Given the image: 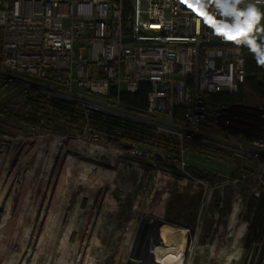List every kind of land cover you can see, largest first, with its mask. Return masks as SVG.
I'll list each match as a JSON object with an SVG mask.
<instances>
[{"label":"rangeland","instance_id":"374dc122","mask_svg":"<svg viewBox=\"0 0 264 264\" xmlns=\"http://www.w3.org/2000/svg\"><path fill=\"white\" fill-rule=\"evenodd\" d=\"M61 96L0 71V264H126L143 215L174 224L163 264H264V106L209 109L191 91V121L125 110L150 143L95 140L49 106Z\"/></svg>","mask_w":264,"mask_h":264},{"label":"built area","instance_id":"2783aa9c","mask_svg":"<svg viewBox=\"0 0 264 264\" xmlns=\"http://www.w3.org/2000/svg\"><path fill=\"white\" fill-rule=\"evenodd\" d=\"M222 4L0 0V71L28 78L62 95L61 101L78 104L85 120L87 111H94L152 129L126 118L124 111L172 122L176 108L192 113L191 91L205 97L234 94L242 86V47L261 45L264 0H239L233 15L225 14ZM249 7L255 10L251 27L245 24ZM237 24L236 38H225L223 31ZM142 83L149 84L146 109L119 101L120 93L134 94ZM110 89L116 97L109 96ZM184 118L191 121L186 110ZM92 137L101 139L99 130ZM144 261L155 264L147 254Z\"/></svg>","mask_w":264,"mask_h":264},{"label":"trees","instance_id":"16d2710c","mask_svg":"<svg viewBox=\"0 0 264 264\" xmlns=\"http://www.w3.org/2000/svg\"><path fill=\"white\" fill-rule=\"evenodd\" d=\"M260 43V46L245 45L242 47L245 61V79L240 89L234 94L205 96V104L209 109H215L220 106H241L249 102H256L260 106H264V63L260 62V60H264V19H262ZM148 92L149 84L142 83L139 85L138 91L134 94L120 93L119 101L126 106L144 110L147 107ZM109 96L111 98L116 97L115 89H110ZM49 106L68 120L77 118L85 119L81 108L78 109L68 102L49 100ZM184 113V109L176 108L173 115L174 119L184 122ZM87 119L93 129H98L111 137H119L125 141L154 143L156 137L155 131L151 128L117 117L87 111ZM116 139L112 138L108 140L116 142ZM158 141L160 143L159 148L165 151L169 147L177 145L175 139L167 136H160ZM195 148L200 154L220 158V151H217L213 147L198 145ZM261 198L264 200V195H261Z\"/></svg>","mask_w":264,"mask_h":264},{"label":"water","instance_id":"95a60500","mask_svg":"<svg viewBox=\"0 0 264 264\" xmlns=\"http://www.w3.org/2000/svg\"><path fill=\"white\" fill-rule=\"evenodd\" d=\"M165 220L143 215L130 250L126 264H139L143 253H147L150 260L155 263L152 248L159 243V231ZM184 226V225H183ZM185 227V226H184ZM192 229H188L187 241L190 244ZM157 264V263H155Z\"/></svg>","mask_w":264,"mask_h":264},{"label":"snow or ice","instance_id":"6c2138e0","mask_svg":"<svg viewBox=\"0 0 264 264\" xmlns=\"http://www.w3.org/2000/svg\"><path fill=\"white\" fill-rule=\"evenodd\" d=\"M193 4L200 3V0H191ZM239 0H223L222 6L225 9V14L233 15L234 14V4L238 3ZM255 15V10L251 7L248 8V19L245 21V24H248L249 27H251L250 21ZM240 29V25H236L235 27L228 26L226 31H223L221 29H217V31H223V34L225 35V38L227 39H235L236 35L235 33ZM251 43V41H249Z\"/></svg>","mask_w":264,"mask_h":264},{"label":"bare ground","instance_id":"6f19581e","mask_svg":"<svg viewBox=\"0 0 264 264\" xmlns=\"http://www.w3.org/2000/svg\"><path fill=\"white\" fill-rule=\"evenodd\" d=\"M236 208L235 206H232V212H231V218H234L235 215H236ZM174 224L173 223H170V222H164L161 227H160V231H159V243L154 246L152 248L153 250V256H154V259H155V263H157V260L159 261V263L163 264V262L159 259H163V256L164 254H166V245H165V235H164V232L168 229V228H171V226H173ZM158 264V263H157Z\"/></svg>","mask_w":264,"mask_h":264},{"label":"clouds","instance_id":"9594fccd","mask_svg":"<svg viewBox=\"0 0 264 264\" xmlns=\"http://www.w3.org/2000/svg\"><path fill=\"white\" fill-rule=\"evenodd\" d=\"M261 63H264V60H260Z\"/></svg>","mask_w":264,"mask_h":264}]
</instances>
